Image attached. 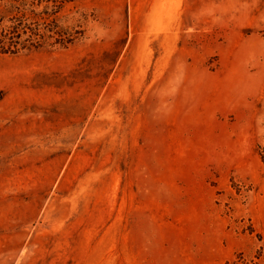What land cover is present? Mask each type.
<instances>
[{
  "label": "rangeland",
  "instance_id": "obj_1",
  "mask_svg": "<svg viewBox=\"0 0 264 264\" xmlns=\"http://www.w3.org/2000/svg\"><path fill=\"white\" fill-rule=\"evenodd\" d=\"M59 23L0 53V264H264V0Z\"/></svg>",
  "mask_w": 264,
  "mask_h": 264
},
{
  "label": "trees",
  "instance_id": "obj_2",
  "mask_svg": "<svg viewBox=\"0 0 264 264\" xmlns=\"http://www.w3.org/2000/svg\"><path fill=\"white\" fill-rule=\"evenodd\" d=\"M72 1L0 0V53L18 54L73 43L75 37L59 23L65 3Z\"/></svg>",
  "mask_w": 264,
  "mask_h": 264
}]
</instances>
